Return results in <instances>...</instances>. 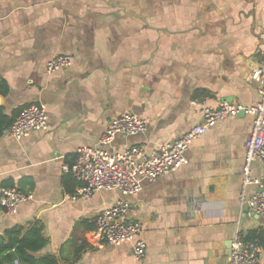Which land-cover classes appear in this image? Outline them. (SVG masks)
I'll return each instance as SVG.
<instances>
[{
    "label": "crops",
    "instance_id": "1",
    "mask_svg": "<svg viewBox=\"0 0 264 264\" xmlns=\"http://www.w3.org/2000/svg\"><path fill=\"white\" fill-rule=\"evenodd\" d=\"M58 55L71 56L72 65L46 74V61ZM263 60L264 0H0V80L8 87L0 110L11 118L38 103L47 112L46 131L0 136V189L32 195L12 215L0 209V237L37 224L46 245L35 259L59 264H229L236 233L264 234V218L240 201L249 114L227 117L192 141L185 165L143 181L133 199L98 191L72 201L77 183L62 166L124 113L146 120L147 131L117 135L110 153L143 146L149 154L199 124L204 107L254 106L250 75ZM260 176L255 161L250 177ZM255 192L252 184L244 189L247 199ZM119 199L135 203L142 262L131 243H79ZM259 257L264 264V248Z\"/></svg>",
    "mask_w": 264,
    "mask_h": 264
},
{
    "label": "built area",
    "instance_id": "2",
    "mask_svg": "<svg viewBox=\"0 0 264 264\" xmlns=\"http://www.w3.org/2000/svg\"><path fill=\"white\" fill-rule=\"evenodd\" d=\"M73 58L69 55H58L48 59L44 71L50 75L69 68ZM250 79L258 85L259 101L252 107L238 103L223 102L216 108L202 109V119L186 133L158 149L144 153L143 146H132L122 152L110 153L106 149L117 135H142L147 131V122L133 113H124L113 118L98 142L94 146L77 149L71 164H64L62 171L69 174L77 183L68 199L88 200L98 191H118L121 195L135 198L141 190L142 182H152L158 177L174 172L187 163L189 145L204 135L210 128L239 111L252 117L250 135L244 144L243 182L240 201L257 215L264 218V60L252 70ZM200 105V101H194ZM47 130V112L43 105L28 104L16 116L12 124L3 131L15 140L27 137L31 131ZM261 165V176L250 177L253 162ZM255 185L256 192L248 199L244 195L247 185ZM32 198L30 193H22L15 187L0 189V209L7 215L16 213L22 203ZM135 203L116 200L111 206L103 209L95 218L94 229L79 243L89 245L106 244L119 246L131 243V255L134 260L142 262L146 257V244L137 238L142 230L138 220L131 219ZM261 247L256 241L244 239L242 233L234 236L229 254V264H259ZM18 264V261H14Z\"/></svg>",
    "mask_w": 264,
    "mask_h": 264
},
{
    "label": "trees",
    "instance_id": "3",
    "mask_svg": "<svg viewBox=\"0 0 264 264\" xmlns=\"http://www.w3.org/2000/svg\"><path fill=\"white\" fill-rule=\"evenodd\" d=\"M7 92V84L0 80V95H6ZM18 114L8 118L0 110V136L12 124ZM74 182L73 180V186L75 185ZM242 236L248 241H256L261 248H264V234L249 231L242 233ZM45 245L46 240L42 234V229L37 224L30 227L26 232L22 227H12L0 237V264H13L14 260L21 264H59L53 256L35 259L33 254ZM12 250H14L13 253H11Z\"/></svg>",
    "mask_w": 264,
    "mask_h": 264
},
{
    "label": "water",
    "instance_id": "4",
    "mask_svg": "<svg viewBox=\"0 0 264 264\" xmlns=\"http://www.w3.org/2000/svg\"><path fill=\"white\" fill-rule=\"evenodd\" d=\"M245 114V111L244 110H242V111H239L238 113H237V115L236 116H242V115H244ZM244 211H247V209L245 208V210Z\"/></svg>",
    "mask_w": 264,
    "mask_h": 264
}]
</instances>
